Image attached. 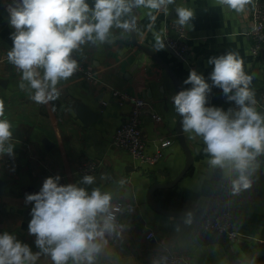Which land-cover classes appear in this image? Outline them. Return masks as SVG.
Wrapping results in <instances>:
<instances>
[{
  "label": "crops",
  "instance_id": "obj_1",
  "mask_svg": "<svg viewBox=\"0 0 264 264\" xmlns=\"http://www.w3.org/2000/svg\"><path fill=\"white\" fill-rule=\"evenodd\" d=\"M94 2L87 0L90 8ZM10 3L12 0H0V100L5 107L3 118L13 125L14 157L7 154L0 157V181L5 184L0 189V234L7 231L28 244L33 253L39 252L35 236L29 235L28 229L21 232L23 212L32 207L25 204V194L32 188L39 190L47 177L59 175L60 182L75 183L89 193L94 188L109 192L112 205H121L115 219L116 232L106 237L107 244L95 264H157L155 254L160 251L181 258L183 264H229L221 245L199 244L191 218L163 216L148 205L147 194L154 176L162 183L175 180L187 161L176 131L181 117L175 113L171 100L177 93L175 83L164 67L139 47L153 50L177 76L182 89L191 87L183 84L191 69L207 80L213 67L208 64L210 57L238 53L244 61L245 72L253 77L250 87L255 99L262 103L256 109L264 114V55L259 59L251 55L252 42L247 34L249 4L243 12H236L217 0H175L168 6L167 15L143 6L136 8L137 43L132 30L126 32L114 26L105 42L82 45L73 53V58L93 74L92 79L73 75L57 85L60 91L57 100L39 105L30 99L33 90L26 81L24 89L19 87L21 74L7 60V52L13 46L10 33L14 31L8 23ZM180 6L193 9L195 14L189 25L184 26L190 39L187 61L176 58L167 47L157 50L155 46L157 34L162 40L167 31L176 37L177 33L169 31L168 26L176 17L173 8ZM150 11L157 17L154 24L148 16ZM132 17L133 10L131 16L122 19ZM115 90L142 97L149 103L142 126L148 153H154L163 141L171 142L164 148L163 158L157 165L142 166L127 152L112 145L113 133L131 109L129 104L121 106L113 98ZM77 104L98 116L90 127L77 115ZM208 106L225 111L237 109L235 102L227 101L222 90L215 87L208 97ZM154 113L162 121L155 120ZM184 134L194 163L173 189L179 200L163 208L192 210L203 218L205 213L220 212V207L227 206L242 235L240 243H233L237 259L246 264H264V155L257 157L259 167L250 177L251 187L237 192L232 185L237 174L211 166L203 138L190 139L188 133ZM83 161L100 164L95 173L89 174L95 177L92 185L81 183L85 175L78 173V167ZM158 199L162 205L161 196ZM180 203L186 209H180ZM150 231L155 234L151 240L147 238ZM35 264L53 262L50 256L41 254Z\"/></svg>",
  "mask_w": 264,
  "mask_h": 264
},
{
  "label": "clouds",
  "instance_id": "obj_2",
  "mask_svg": "<svg viewBox=\"0 0 264 264\" xmlns=\"http://www.w3.org/2000/svg\"><path fill=\"white\" fill-rule=\"evenodd\" d=\"M229 9L243 12L252 0H217ZM175 0H95L90 8L87 0H12L7 5L13 46L7 60L21 74L19 87L33 90L30 99L47 105L60 96L57 85L78 71L73 58L81 46L107 40L115 26L131 31L136 27L133 8L141 6L165 15ZM177 23L188 26L194 10L176 7ZM154 24L156 15L150 11ZM149 24V28L152 27ZM156 49L163 50L162 37L155 35ZM213 66L209 77L195 69L189 71L183 88L171 97L175 113L189 138L199 136L213 167L229 169L237 174L232 180L234 191L251 187L250 177L258 169L257 157L264 155V114L257 111L253 77L244 70V61L236 52L210 57ZM211 81L209 83L208 81ZM222 90L227 101L237 109L227 111L208 106L213 88ZM5 107L0 100V157H14L12 123L3 118ZM194 134V136L192 135ZM59 175L47 177L40 190L25 194V204H32L28 234L35 236L39 252L33 253L28 244L5 231L0 234V264H35L41 254L50 256L53 264H95L96 257L107 244V236L116 232L112 194L94 188L89 193L75 183L60 184ZM95 177L85 175L81 181L92 185ZM123 183V181H121ZM122 227V226H121Z\"/></svg>",
  "mask_w": 264,
  "mask_h": 264
},
{
  "label": "built area",
  "instance_id": "obj_3",
  "mask_svg": "<svg viewBox=\"0 0 264 264\" xmlns=\"http://www.w3.org/2000/svg\"><path fill=\"white\" fill-rule=\"evenodd\" d=\"M250 10V26L247 34L252 42L251 55L254 59H259L264 52V0H252L249 4ZM177 16L168 26L169 31H175L176 37H172L167 31L163 38L165 47L172 49L183 61H187L190 55L189 38L186 35L184 26L179 25ZM78 71L73 75L81 76L91 80L93 74L81 63ZM121 106L129 104L131 109L128 117L123 124L113 133L111 143L114 147L127 152L136 162L142 166L153 167L163 158L164 148L171 142L163 141L157 150L150 154L147 152L148 143L143 134V116L149 103L142 97L135 96L125 91L115 90L112 93ZM256 108L262 107V103L257 100ZM107 105V102H104ZM153 118L162 121V117L153 114ZM78 173L81 175H89L95 173L100 164L93 161H83L79 165ZM115 208L119 210L115 212L117 218L118 212L121 211V205L117 204ZM202 229L206 234L220 233L227 236L230 242L235 243L241 237V233L237 230L233 216L228 212H210L205 213L202 218ZM149 240L155 238L153 231L147 235ZM157 264H183V260L169 252L160 251L155 254Z\"/></svg>",
  "mask_w": 264,
  "mask_h": 264
},
{
  "label": "water",
  "instance_id": "obj_4",
  "mask_svg": "<svg viewBox=\"0 0 264 264\" xmlns=\"http://www.w3.org/2000/svg\"><path fill=\"white\" fill-rule=\"evenodd\" d=\"M175 9H176V7L173 8V15L174 16H175ZM133 17H135V18L137 17L136 8H133ZM132 32H133L134 43L136 44L137 42H136V38H135V34H134V29L132 30ZM139 48L144 50L145 52H147L156 62H158L159 64H161L164 67V69L169 73V75L171 76V78L173 79V81L175 83L176 92H179L180 90H182V86H181L177 76L161 60V58H159V56L153 50L146 48V47H142V46H140ZM167 49L176 58H178L179 60L182 61V59L177 54H175V52L172 49H170L169 47H167ZM263 55H264V52H263ZM76 112L86 127H90L91 125H93L98 120V116L94 115L88 108H86L84 106L77 104ZM176 131H177V137H178L179 143H180L181 147L183 148V151H184L185 156H186V161H187L186 166L183 169V171L177 176V178L175 180L170 181V182H166V183L159 182L157 177L154 176V183L149 186V190H148V194H147L148 205L150 206V208L153 211H155L156 213L163 215V216H171V217H177V218H191L192 221L194 222V225H195L196 238H197V241L199 242V244H202V245H210V244L221 245L225 249L229 264H246L244 262H240L237 259L235 251L233 249V243L230 242V240L227 238L226 235L220 234V233H214V234L204 233V231L202 229V218L196 212H194L192 210L169 211V210L163 208V206L159 203L157 196H156L157 192L160 190L175 189L178 186V184L186 177V175L191 170L193 163H194V157H193L191 149L189 148V146L186 142L185 134L181 129L180 121L176 127ZM60 184L64 185L65 183L60 182ZM4 186H5V184L0 181V189L1 190L4 188ZM39 190L32 188L28 191V194L36 193ZM220 210L226 212L228 209H227V206L223 205L222 207H220ZM29 213H30V211H28V210L23 212L24 222H23L22 227H21V232L27 231V229H28V223L31 219V216ZM237 242L240 243L241 240L239 239Z\"/></svg>",
  "mask_w": 264,
  "mask_h": 264
},
{
  "label": "trees",
  "instance_id": "obj_5",
  "mask_svg": "<svg viewBox=\"0 0 264 264\" xmlns=\"http://www.w3.org/2000/svg\"><path fill=\"white\" fill-rule=\"evenodd\" d=\"M158 195V197L161 196L162 201H163V207H168V205L170 204V202H177V200H179V196H177L176 194H174L173 189L172 190H160L157 192L156 196ZM157 197V199H158ZM159 200V199H158ZM180 209H186V207H184L183 205H181V203L178 205Z\"/></svg>",
  "mask_w": 264,
  "mask_h": 264
}]
</instances>
